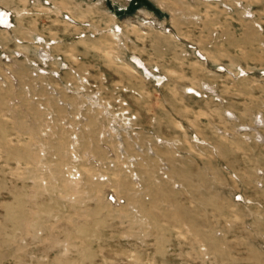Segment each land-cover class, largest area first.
<instances>
[{"label":"rangeland","instance_id":"obj_1","mask_svg":"<svg viewBox=\"0 0 264 264\" xmlns=\"http://www.w3.org/2000/svg\"><path fill=\"white\" fill-rule=\"evenodd\" d=\"M0 264H264V0H0Z\"/></svg>","mask_w":264,"mask_h":264},{"label":"bare ground","instance_id":"obj_2","mask_svg":"<svg viewBox=\"0 0 264 264\" xmlns=\"http://www.w3.org/2000/svg\"><path fill=\"white\" fill-rule=\"evenodd\" d=\"M4 18V17H3Z\"/></svg>","mask_w":264,"mask_h":264}]
</instances>
